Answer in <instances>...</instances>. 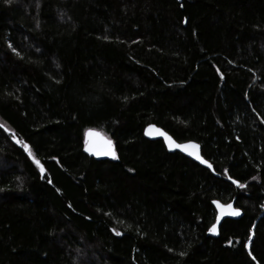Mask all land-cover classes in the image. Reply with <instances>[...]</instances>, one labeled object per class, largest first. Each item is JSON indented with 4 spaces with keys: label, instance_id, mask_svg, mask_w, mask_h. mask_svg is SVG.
<instances>
[{
    "label": "trees",
    "instance_id": "1",
    "mask_svg": "<svg viewBox=\"0 0 264 264\" xmlns=\"http://www.w3.org/2000/svg\"><path fill=\"white\" fill-rule=\"evenodd\" d=\"M261 119L264 0H0V264H264ZM91 128L118 159L85 154ZM213 200L242 211L217 235Z\"/></svg>",
    "mask_w": 264,
    "mask_h": 264
},
{
    "label": "snow or ice",
    "instance_id": "2",
    "mask_svg": "<svg viewBox=\"0 0 264 264\" xmlns=\"http://www.w3.org/2000/svg\"><path fill=\"white\" fill-rule=\"evenodd\" d=\"M4 3L9 4V3H11V0H4ZM186 22H187L186 19L181 21V23H186ZM104 39L107 40L108 37L105 36ZM8 47L12 49V52L15 55L20 56V53L14 47H12L11 44H8ZM38 51H39V49H38ZM229 63H232V61H229ZM57 68H59V65H57ZM249 71H251V69H249ZM217 72L219 74V69H217ZM59 82H60L59 80L56 81V83H59ZM125 99H127V98H125ZM260 123L264 124V119H261ZM0 129H3V131L8 132V129L4 128L3 125H0ZM153 133H155V135L163 138V142L169 151L177 150L181 153H184L188 157H191L192 159L198 161L200 165H204L209 170L214 171L213 164L210 163L207 159H205L204 156L202 155V153L200 151V149H201L200 144H198L196 142H192V141H188L186 143H177L176 140L173 139V137L171 135H169L168 133L161 131L160 128L155 127L153 124H148L144 129V135L151 137L153 135ZM12 140L14 143H17V144L21 143L15 135L12 136ZM83 143H84L83 151L85 153H88L91 156H94V157H100V156L111 157V159H113V160L118 159L117 154L113 148V141L109 138L102 137L101 134L98 132H95L91 129L85 130ZM22 147H23L24 152L27 153L28 157L32 160L35 167L39 170V172L43 178V175L45 173V168L42 165L41 161L35 159V156L33 155L32 148L30 147V145L28 143H23ZM51 159L55 160L56 157L53 156V157H51ZM128 171L132 172L133 169H128ZM224 175L229 180H231V183L233 185H235L237 188H240V189L245 188L244 183H240L238 180L233 179L231 176L228 175V169L224 170ZM252 179L255 180L256 177L253 176ZM48 183L52 184L53 181L51 179H48ZM56 191L59 193L60 189L57 188ZM212 204L215 205V208L217 210L216 217H215L216 222L213 223L211 225V227L208 228L207 231L212 235H217L218 234V224L221 222L222 218L225 216L239 217V216H241V210L239 208L233 207V205L231 203L222 204V203L214 200V201H212ZM68 207L71 208L72 207L71 204H69ZM261 207H264V205H262ZM104 214L108 215V213H104ZM85 218L88 219V217H85ZM253 227H255V225H253ZM112 231L117 236L121 235V233L119 231H115L114 229H112ZM253 235H254L253 229L252 228L248 229V237H247V240L243 242V249L246 250L248 256L253 261H255L256 257L252 254V251L249 250L250 249V242L253 240ZM227 243L229 245H232L233 242L231 239H229L227 241ZM168 251L172 252L173 249L168 248ZM179 255L181 257H183L186 255V253L184 251H181L179 253Z\"/></svg>",
    "mask_w": 264,
    "mask_h": 264
},
{
    "label": "water",
    "instance_id": "3",
    "mask_svg": "<svg viewBox=\"0 0 264 264\" xmlns=\"http://www.w3.org/2000/svg\"><path fill=\"white\" fill-rule=\"evenodd\" d=\"M176 1L181 2L182 0H176ZM151 124H153V123H151ZM153 125H154L155 127L160 128L161 131L166 132V131H165L164 129H162L161 127H159V126H157V125H155V124H153ZM91 130L100 133L102 137H106V138H108L106 135H104L103 133H101L100 131H98V130H96V129H92V128H91ZM166 133H168V132H166ZM168 134H169V133H168ZM169 135H170V134H169ZM146 137H147L148 139H150V140H161L167 152H169V153H172V152H178V153L182 154L183 156L187 157L188 159H191L192 161H194V162H196L197 164H199L198 161L192 159L191 157H188V156H187L186 154H184V153H181V152H179V151H177V150L169 151V150L167 149V147L165 146L164 142H163V138H162V137H159V136H157V135H155V133H153V135H152L151 137H148V136H146ZM109 139H110V138H109ZM173 139H174V138H173ZM188 141L196 142V141H193V140H188ZM188 141H182V142H179V141L176 140L177 143H186V142H188ZM196 143H198V142H196ZM198 144H199V143H198ZM113 148H114V151H115V146H114V144H113ZM200 151H201V149H200ZM85 154H86L87 156H89V157L95 159V160H110V159H111V157H103V156H100V157H94V156L89 155L88 153H85ZM199 165H200V164H199ZM201 166H203V167L206 168V166H204V165H201ZM207 169H208V168H207ZM210 171H211V172H214L213 170H210ZM215 175H216V174H215ZM213 201H214V200H213ZM215 201H218V200H215ZM218 202H220V201H218ZM220 203H222V202H220ZM228 203H231V204L233 205V207L238 208V207L235 206L234 200H231V201H229V202H227V203H222V204H228ZM212 205H213V204H212ZM213 207H214V210H215V213H216L217 210H216V208H215V205H213ZM240 210H241V209H240ZM241 216H242V211H241ZM241 216H239V217H228V216H225V217L222 218L221 222H222L224 219H238V218H240ZM215 222H216V219H215ZM215 222H214V223H215ZM221 222L218 224V227H219V225L221 224Z\"/></svg>",
    "mask_w": 264,
    "mask_h": 264
}]
</instances>
